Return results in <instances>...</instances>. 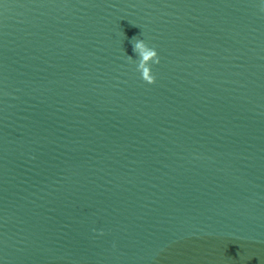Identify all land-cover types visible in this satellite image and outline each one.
<instances>
[{
    "label": "water",
    "instance_id": "1",
    "mask_svg": "<svg viewBox=\"0 0 264 264\" xmlns=\"http://www.w3.org/2000/svg\"><path fill=\"white\" fill-rule=\"evenodd\" d=\"M0 264H264L259 0H0Z\"/></svg>",
    "mask_w": 264,
    "mask_h": 264
},
{
    "label": "clouds",
    "instance_id": "2",
    "mask_svg": "<svg viewBox=\"0 0 264 264\" xmlns=\"http://www.w3.org/2000/svg\"><path fill=\"white\" fill-rule=\"evenodd\" d=\"M259 8L264 10V0H259ZM133 50L139 53L140 58L136 67L139 69L141 77L147 82H152L154 77L151 74L149 61L154 64L159 59L155 48L149 47L142 39H138L134 43ZM141 70H144L143 74H141Z\"/></svg>",
    "mask_w": 264,
    "mask_h": 264
}]
</instances>
